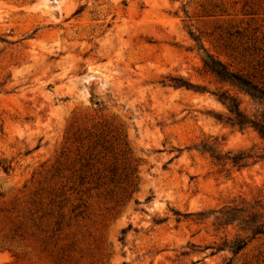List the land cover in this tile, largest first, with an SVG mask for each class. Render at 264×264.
<instances>
[{
	"label": "rangeland",
	"instance_id": "rangeland-1",
	"mask_svg": "<svg viewBox=\"0 0 264 264\" xmlns=\"http://www.w3.org/2000/svg\"><path fill=\"white\" fill-rule=\"evenodd\" d=\"M209 57L264 88V0H0V264H264V139L214 93L264 104Z\"/></svg>",
	"mask_w": 264,
	"mask_h": 264
},
{
	"label": "trees",
	"instance_id": "trees-1",
	"mask_svg": "<svg viewBox=\"0 0 264 264\" xmlns=\"http://www.w3.org/2000/svg\"><path fill=\"white\" fill-rule=\"evenodd\" d=\"M206 69L211 72L221 82L229 83L236 87L238 90L248 94L255 102L264 104V88L258 87L257 84H253L246 77L239 75L234 71H230L226 65L212 57L205 62ZM172 85L174 87H186L193 89L195 86L184 80L183 78L174 77L172 78ZM214 95L221 101L227 108V114H215L216 119L228 124L232 127H236L239 130L254 129L264 139V111L261 113L249 114L241 108L240 101L234 95H231L227 91L221 93H214ZM219 162L226 163L229 161L233 166L243 167L246 166L250 159L262 158L260 155L252 153L240 152L237 154H229L226 157L214 155ZM254 218V216H253ZM222 219L226 222L241 219L243 222H248L244 217L239 218L238 214L231 213L229 210L223 212ZM255 222V220H252ZM255 233L264 232V224H258L254 229ZM246 244L245 240H237L231 245L233 253L240 251Z\"/></svg>",
	"mask_w": 264,
	"mask_h": 264
}]
</instances>
